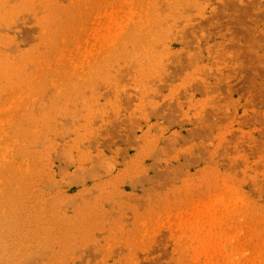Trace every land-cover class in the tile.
I'll return each mask as SVG.
<instances>
[{
  "label": "rangeland",
  "instance_id": "374dc122",
  "mask_svg": "<svg viewBox=\"0 0 264 264\" xmlns=\"http://www.w3.org/2000/svg\"><path fill=\"white\" fill-rule=\"evenodd\" d=\"M0 264H264V0H0Z\"/></svg>",
  "mask_w": 264,
  "mask_h": 264
}]
</instances>
